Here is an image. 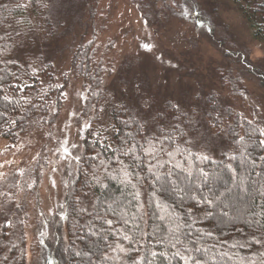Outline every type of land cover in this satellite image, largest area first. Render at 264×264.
<instances>
[{"label": "trees", "instance_id": "obj_1", "mask_svg": "<svg viewBox=\"0 0 264 264\" xmlns=\"http://www.w3.org/2000/svg\"><path fill=\"white\" fill-rule=\"evenodd\" d=\"M42 5V0H0V76L4 78L0 80V136L10 142H16L34 125L48 122L51 107L59 108L62 103L63 87L57 84L52 65L40 54L34 57L32 45L15 56L31 29V14L37 15ZM255 14L260 17L258 21ZM248 18L253 35L264 39V4L257 5ZM92 62L93 51L88 46L77 48L72 66L75 74L90 84L88 92L91 86L93 90L101 87L99 70L93 69ZM235 89L231 87L238 94ZM92 98L84 100V117L93 109ZM169 103L161 114L166 126H158L152 133L145 126L137 132L144 122L132 110L119 108L112 110L104 133L84 130V153L66 193L60 219L66 234L62 237L59 232L60 223L54 225V238L41 239L43 250L37 264H184L175 255L177 252L206 259L208 264H261L264 246L254 240H264V229L254 221H264V162L260 159L264 157V146L259 144L264 139L259 131L262 121L250 120V126L249 119L216 94H207L206 123L227 144L218 158H212L189 136L196 130V117L189 126L187 117L168 108ZM166 112L170 117L165 122ZM125 120L129 121L127 127L122 123ZM175 125H179L176 131ZM129 132L134 140L128 138ZM122 142L125 147L135 143L136 155L141 159L133 162L130 156L114 152ZM142 148L154 155H144ZM118 158L138 174V179L131 178L135 187L123 182L129 177ZM253 160L256 167H252ZM153 173L159 176L158 181ZM21 181L7 184V190L14 185L17 191ZM135 192L140 194L138 199L134 198ZM202 195L212 203L197 204ZM151 199L160 207L149 204ZM3 212L0 264H25L24 209L15 204ZM106 220L113 223L108 225Z\"/></svg>", "mask_w": 264, "mask_h": 264}, {"label": "rangeland", "instance_id": "obj_2", "mask_svg": "<svg viewBox=\"0 0 264 264\" xmlns=\"http://www.w3.org/2000/svg\"><path fill=\"white\" fill-rule=\"evenodd\" d=\"M42 2L41 12L31 14V29L15 56L32 45L33 56L42 55L52 65L57 84L63 86L62 103L59 108L51 107L48 122L34 125L16 142L0 136V214L15 204L23 207L25 264L39 263L41 239L54 238V225L62 226L65 196L84 153L85 123H90L92 133H104L113 105L135 102L130 87L133 81L141 82L146 94L155 96V109L161 114L167 102L185 108L198 102L200 107L194 109L196 130L189 136L212 158H218L227 144L206 123L207 94H216L249 120L262 121L264 130V39L253 35L248 21L264 0ZM254 17L260 19L258 14ZM197 19L203 27L197 26ZM145 43L153 45L151 51L142 47ZM80 46L93 51L92 67L100 73L101 87L93 90L91 86L92 92H88L90 84L73 70L72 58ZM177 81L184 86L182 90L171 86ZM125 83L129 84L128 93L121 92ZM90 96L94 106L84 117V98ZM163 117L145 125L149 133L166 126ZM169 117L166 112L165 122ZM65 147L80 160L66 158ZM17 179H23L19 189L13 185L7 190V184ZM65 229L59 227L62 237Z\"/></svg>", "mask_w": 264, "mask_h": 264}, {"label": "snow or ice", "instance_id": "obj_3", "mask_svg": "<svg viewBox=\"0 0 264 264\" xmlns=\"http://www.w3.org/2000/svg\"><path fill=\"white\" fill-rule=\"evenodd\" d=\"M23 6V5H20ZM43 6V5H42ZM198 15V14H197ZM197 26L199 27H203V25L200 23L199 19H197L196 21ZM210 32H214L215 30L213 28H209L208 29ZM0 39H3V37H0ZM142 47L146 50V51H151L153 45L150 43H145L142 45ZM159 59V57H158ZM6 63V62H5ZM245 63H248L247 59L245 58ZM172 67H176V65H172ZM4 78L2 76H0V80H3ZM165 87H168V83L165 82ZM174 89L176 90H182L183 89V85H181L179 83V81L175 82L174 84L171 85ZM63 87V86H61ZM131 89L132 91L135 93L136 96V100L135 102L129 106L128 104L124 103V102H120L118 105H113V110H117V108H119L120 110H123L125 112L130 111L132 109L135 110L136 113V117H139V120L144 121V125H138L137 128V132L140 131V129L142 127H144L146 124H148L151 121H155L157 119L161 118V113L159 112V110L155 109V104H156V100H155V96L154 95H150V94H146V90L143 87V84L141 82H136L133 81L131 84ZM15 88L17 90H19V86H15ZM121 92L122 93H128L129 92V84L125 83L124 86L121 88ZM66 95V94H65ZM3 99L8 100L7 96H4ZM84 99H87L86 97ZM200 105L197 102L193 107H188L185 108L184 106H182L179 103H169L168 108H171L172 110L179 112L180 115L182 116H186L187 120H188V124L189 126L192 125L193 119H194V109L195 108H199ZM101 111H104V109H101ZM189 113H192L191 115ZM73 115H75V113H73ZM0 116H3V113H0ZM176 119H179V117H175ZM130 119H135L134 117H130ZM13 123H15L13 121ZM122 123L127 127L129 125V121L125 120L122 121ZM247 123L251 126L253 124V121H247ZM91 125L90 123H85L84 125V129H88L90 128ZM179 129V125H175L173 126V130L176 131ZM260 131V135L264 136V130H259ZM210 132V129H209ZM129 139L134 140L133 134L131 132H129L127 134ZM168 138H171V136H169ZM243 138H241L242 140ZM67 140L64 141V144H67ZM97 143H99V141H97ZM259 144L261 146H264V139L259 140ZM72 147H76V145H72ZM110 147V146H109ZM137 145L135 143H132L131 147H125L124 143L122 142L121 145H119L116 149H114V152H119L121 154V156H130L131 160L133 162L138 161L141 159V157L136 155L135 149H136ZM142 151L144 153V155H154V152H149L147 150H144L142 148ZM64 153L66 154V158L67 157H71L72 159L76 160L77 162L80 160L79 156H72V153L69 152L68 148L65 147L64 149ZM169 156L172 155L171 152L168 153ZM99 156V153H97V157ZM201 159L207 160L209 159L208 156H202L200 157ZM234 158V157H233ZM93 159H96L95 157ZM262 162H264V157L260 158ZM118 162L122 165V171L124 172L125 176L129 177V179L123 181L126 184L131 185L132 187H135V185L131 184V178H137L138 179V174L130 171V168L128 165H123V161H120L118 158ZM103 163V162H101ZM252 167H256V163L255 160L252 161ZM55 170V169H54ZM150 172L152 171L151 167H149L148 169ZM259 175V173H258ZM153 178L156 179L157 181L159 180V176H157L155 173H153ZM53 186H55V181H52ZM163 187V186H162ZM201 189L197 188V191H200ZM139 192H135L134 193V198L138 199L139 198ZM261 195H264V192H261ZM193 199H195V197H192ZM201 202L203 203H207V204H211L212 201L207 199L206 197H204L203 195L200 197L199 201H196L197 204H200ZM149 204H153L155 207H160V204L158 201H156L155 199H151L148 201ZM84 211H86L87 209H82ZM189 215H191V213H189ZM224 216H228V213H224ZM255 223L260 225L261 229H264V221H254ZM105 223H107L108 225H111L113 223L112 220H106ZM179 227V225L177 224V228ZM173 232L175 231V229L172 230ZM208 235H211V233H208ZM125 239H129L128 236H125ZM254 242L256 244H260L262 246H264V240L261 239H255ZM175 246V245H174ZM123 251V249H121ZM195 251H202V252H207V249H200V248H196L194 249ZM153 255H156V253L154 252ZM175 255L177 257H180V259L182 261H184V264H208V261L206 259L203 258H193L188 254H184L182 255L181 253L177 252L175 253ZM105 259H108V257H105ZM50 264V262H49ZM133 264H136L135 261H133ZM261 264H264V260L261 261Z\"/></svg>", "mask_w": 264, "mask_h": 264}]
</instances>
